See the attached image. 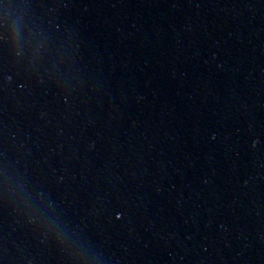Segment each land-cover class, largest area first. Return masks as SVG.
<instances>
[{
	"label": "water",
	"instance_id": "1",
	"mask_svg": "<svg viewBox=\"0 0 264 264\" xmlns=\"http://www.w3.org/2000/svg\"><path fill=\"white\" fill-rule=\"evenodd\" d=\"M135 264H264V0H0Z\"/></svg>",
	"mask_w": 264,
	"mask_h": 264
}]
</instances>
